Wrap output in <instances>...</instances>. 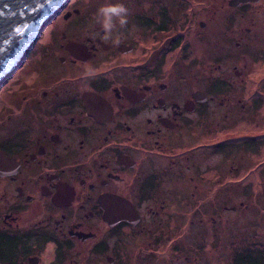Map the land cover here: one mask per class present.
<instances>
[{
    "label": "flooded vegetation",
    "instance_id": "af4514ba",
    "mask_svg": "<svg viewBox=\"0 0 264 264\" xmlns=\"http://www.w3.org/2000/svg\"><path fill=\"white\" fill-rule=\"evenodd\" d=\"M70 1L0 85V264H264V133L180 164L221 91L179 65L216 4L129 0L105 40L98 10L115 3ZM230 1L227 19L264 6ZM233 33L243 56L264 41Z\"/></svg>",
    "mask_w": 264,
    "mask_h": 264
},
{
    "label": "rangeland",
    "instance_id": "374dc122",
    "mask_svg": "<svg viewBox=\"0 0 264 264\" xmlns=\"http://www.w3.org/2000/svg\"><path fill=\"white\" fill-rule=\"evenodd\" d=\"M209 1L211 4H216V7L213 6V11L210 12L201 10L197 13V20L195 25L191 26L192 31L189 34V38L193 39V48L189 47L190 53L179 61V65L187 69L186 74L196 77L195 86L206 89L211 82L216 81V89L221 91H218L216 95L217 102L208 107L207 118H202L199 127L187 132L185 143L178 147L181 149V155H185L180 162L183 167L188 164L186 155H190V151L196 150L205 154L204 149L220 147L230 137L238 135L252 137L264 133V54L261 49L264 41L257 36L251 38V43L254 42L253 46H257L258 52L257 54L245 52L243 56L241 51H247V49L239 50L236 40L230 38L236 35V32L233 33L234 29L252 28L253 25L264 27V6L261 10L236 12L227 19L224 15L226 11H222L220 7L223 0ZM73 2L97 6L106 2L121 4L129 0H73ZM261 3H264V0ZM242 13L245 15L243 16ZM199 20L208 21L210 28L205 30L200 27ZM210 29H212V38L206 39L204 35ZM170 57L171 55L169 61ZM236 69L241 71L243 76L235 78L233 87L223 86L226 84L225 75ZM222 100L226 102L224 106L221 105ZM222 148L225 147L222 146ZM215 152L213 158L211 156V162H217L219 157L222 158L219 155L220 150L216 148ZM223 180L224 176L218 183L222 185ZM224 190V187L218 186L217 194L219 191L224 194ZM251 206L256 205L251 204Z\"/></svg>",
    "mask_w": 264,
    "mask_h": 264
},
{
    "label": "water",
    "instance_id": "95a60500",
    "mask_svg": "<svg viewBox=\"0 0 264 264\" xmlns=\"http://www.w3.org/2000/svg\"><path fill=\"white\" fill-rule=\"evenodd\" d=\"M69 1L0 0V85L10 70L26 58L45 27ZM250 1L257 0H231L230 3L239 5Z\"/></svg>",
    "mask_w": 264,
    "mask_h": 264
},
{
    "label": "clouds",
    "instance_id": "9594fccd",
    "mask_svg": "<svg viewBox=\"0 0 264 264\" xmlns=\"http://www.w3.org/2000/svg\"><path fill=\"white\" fill-rule=\"evenodd\" d=\"M98 17L101 18L100 22L107 34L104 36V39L107 40L114 26V17L119 18L121 26L127 23V9L121 4L102 6L98 10Z\"/></svg>",
    "mask_w": 264,
    "mask_h": 264
}]
</instances>
